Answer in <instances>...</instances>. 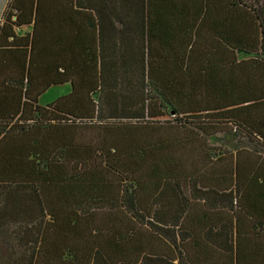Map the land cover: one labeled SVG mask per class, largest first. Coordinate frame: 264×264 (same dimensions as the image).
Masks as SVG:
<instances>
[{"label":"trees","instance_id":"trees-1","mask_svg":"<svg viewBox=\"0 0 264 264\" xmlns=\"http://www.w3.org/2000/svg\"><path fill=\"white\" fill-rule=\"evenodd\" d=\"M233 132L264 142V0H9L8 263L264 264V156Z\"/></svg>","mask_w":264,"mask_h":264},{"label":"rangeland","instance_id":"rangeland-1","mask_svg":"<svg viewBox=\"0 0 264 264\" xmlns=\"http://www.w3.org/2000/svg\"><path fill=\"white\" fill-rule=\"evenodd\" d=\"M5 2V3H4ZM9 0H0V22L2 21L4 11L8 5ZM69 85H57L49 88L46 92H44L40 98L39 103L45 105L57 97L67 94L69 92ZM174 114L168 112L165 116L162 117V120H172L174 119ZM211 143L214 145H219L221 149L226 148L227 151H230L233 155L237 149L241 151V157L243 160L250 161L253 159L252 155H261L264 156V142L260 140H250L247 137H244L240 132H233L230 136L220 134L217 138H212ZM9 244L7 237L0 233V257L6 258L4 260L5 264L8 263L9 259Z\"/></svg>","mask_w":264,"mask_h":264},{"label":"crops","instance_id":"crops-1","mask_svg":"<svg viewBox=\"0 0 264 264\" xmlns=\"http://www.w3.org/2000/svg\"><path fill=\"white\" fill-rule=\"evenodd\" d=\"M4 3H5V2H4ZM65 84H68V85H69V87H70L69 92H70V90H71V85H70L69 83H65ZM60 85H63V84H60ZM54 86H57V85H54ZM51 87H53V86H51ZM51 87H50V88H51ZM48 89H49V88H48ZM48 89H47V90H48ZM47 90H46V91H47ZM69 92H68V93H69Z\"/></svg>","mask_w":264,"mask_h":264}]
</instances>
